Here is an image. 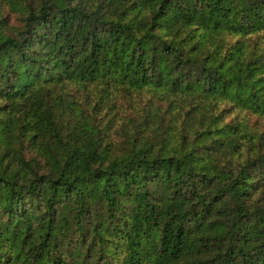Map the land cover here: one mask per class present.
<instances>
[{
  "label": "trees",
  "instance_id": "16d2710c",
  "mask_svg": "<svg viewBox=\"0 0 264 264\" xmlns=\"http://www.w3.org/2000/svg\"><path fill=\"white\" fill-rule=\"evenodd\" d=\"M3 6L0 264H264V0Z\"/></svg>",
  "mask_w": 264,
  "mask_h": 264
},
{
  "label": "rangeland",
  "instance_id": "374dc122",
  "mask_svg": "<svg viewBox=\"0 0 264 264\" xmlns=\"http://www.w3.org/2000/svg\"><path fill=\"white\" fill-rule=\"evenodd\" d=\"M0 16L4 17V22L8 24L9 26L19 23L18 17L14 13H10L7 10V8L4 6H3V9L0 8ZM126 113L127 112L125 109L123 108L119 109V114L116 116L115 128H118V126H120V123H122L125 120ZM231 119L239 122L240 124H244L247 130L251 128V129L257 130L258 132L264 131V114L260 115V114L250 112V111H241L238 113H236V111H232L225 115L224 121H229ZM120 134H121V131H119L117 134L113 136V140L116 141L117 143H119L121 140ZM262 143H264L263 140H262ZM259 150L264 152V146L259 148ZM249 151L250 150L246 149L245 145H242L240 148V152H234L232 154L228 153L227 157H224V158L225 159L227 158L226 161L232 167L236 168L239 166V164L242 161H244ZM122 255H123V251L121 253L120 252L118 253V251H116L113 254V258H117L118 256L121 257Z\"/></svg>",
  "mask_w": 264,
  "mask_h": 264
}]
</instances>
